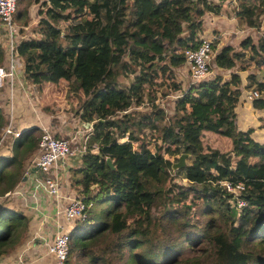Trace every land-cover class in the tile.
<instances>
[{
    "label": "trees",
    "instance_id": "trees-1",
    "mask_svg": "<svg viewBox=\"0 0 264 264\" xmlns=\"http://www.w3.org/2000/svg\"><path fill=\"white\" fill-rule=\"evenodd\" d=\"M20 1L26 5L15 21L27 25L32 1ZM237 1L232 15L243 20V29L262 34H248L238 49L219 48L214 39L219 74L188 87L176 79L185 51L201 44L202 17L220 14L223 0L42 3L40 36L18 41L25 79L38 88L64 80L82 91L80 119L92 124L81 163H68L75 166L87 218L70 231L66 264H264V142L256 139V128L241 130L237 122L242 95L264 109V0ZM6 65L0 41V66ZM163 77L177 98L170 113L155 102ZM248 92L260 96L250 99ZM146 100L150 112L133 110ZM6 124L0 105V136ZM41 129L21 130L12 148H3L0 196L14 191L31 169ZM182 155L186 165L174 170ZM222 180L245 184V206L238 207ZM25 221L15 209L0 208V258L26 235Z\"/></svg>",
    "mask_w": 264,
    "mask_h": 264
},
{
    "label": "rangeland",
    "instance_id": "rangeland-1",
    "mask_svg": "<svg viewBox=\"0 0 264 264\" xmlns=\"http://www.w3.org/2000/svg\"><path fill=\"white\" fill-rule=\"evenodd\" d=\"M32 4L29 8V24L25 25L23 20H16V27L18 30V35H17V40L20 41L22 38H38L39 32L37 31L39 29V21L43 17L40 15L39 11H45V7L42 5L43 2H46V0H41L40 2H35V0H31ZM221 0H218L217 2L213 3H219ZM223 11L220 12L223 13L225 12L224 15H232L233 8L238 4L237 0H228V3H226V0H223ZM225 3L227 4V8L224 9ZM26 5V2L20 1L19 0V8H23ZM208 13V12H206ZM205 13V14H206ZM204 14V15H205ZM204 20V16L202 17V21ZM262 22L264 24V17L262 18ZM204 25V21H203ZM61 26L64 28L65 23H62ZM263 31V29H262ZM202 33V31H201ZM200 33V36H201ZM256 35H259L258 33ZM231 37V35H229ZM4 34L0 33V40L2 42V45H6L5 41L3 40ZM206 38L201 37V40H204ZM230 43H236V40H230ZM20 73L18 76V80L16 82V90L14 92V102H15V111H14V116H15V122H14V127L16 128H23L22 130L36 126V124H40L42 126H45L46 128L41 127V131L43 134L46 130H51L49 129V124L53 123L56 125V127H61L64 129L65 133H70L73 134L74 138L71 136H67L69 141L72 144V147L74 149H77L78 152L82 149V144L83 142L86 141V146L88 147V138L90 135V129L91 125L90 123H85L80 119V113L83 110V103L85 102L86 98L84 97V94L82 95V91H74L73 88L70 87L69 83L67 81H61L57 84H47L45 83V87L38 88L37 86L34 85L33 82H27L25 79V75L22 76V69L24 68L23 64L24 62L20 58ZM23 62V63H22ZM215 68V67H214ZM212 70V73L209 75L208 78L213 77L217 74H219L218 69ZM232 71V70H231ZM179 76H176V79L179 78L183 82L184 87H188L192 83V77L190 74L189 70V65L186 62L184 67L179 70ZM220 74H224L227 76L228 72H220ZM164 80V84L162 86H158L157 89H159L158 93V99L155 101L156 104H158L160 107L168 110L170 113L174 101L177 99L174 97L176 95L175 92H172L171 89L167 88V84L169 83L167 77H163L160 79V82ZM166 92V95H164ZM11 93L8 90L0 89V105L3 106L6 117H7V122L9 123L10 117L13 115L11 113V103L12 100L10 99ZM12 97V96H11ZM148 106V108H146ZM134 111L138 112H150L151 111V105L149 104L148 100H146V103L143 104L142 106L135 107L133 108ZM54 119V121H53ZM168 117L160 120L159 122V127H163L166 122H167ZM39 126V125H37ZM4 131V130H3ZM2 131V132H3ZM52 131V130H51ZM81 132V133H80ZM112 132H115V129L112 130ZM147 135V137H146ZM150 135V130H147L144 133V137H141L143 141H147ZM262 134H260L259 139H263L261 137ZM66 136H63L61 134V137L66 138ZM13 137H16L13 134L8 135L6 137V142L0 146V153H3L5 148L6 150L12 148V142H13ZM264 141V140H262ZM6 143V144H5ZM5 144V146H3ZM155 144H152V149L154 148ZM87 152V151H86ZM86 152L78 154L73 156L72 158H66L65 161L68 163H73L77 164L75 165L76 167L79 166L78 164L81 163L82 157L86 154ZM173 156L172 154H170ZM169 156H166L168 158ZM173 158V157H170ZM181 158V156H180ZM187 158V157H186ZM72 159V160H71ZM174 159V158H173ZM180 162L177 161L176 163ZM68 163L65 166H61V164L54 168V169H59L63 167H66V177L63 176L62 181L64 184V189L66 190V193L69 194V189L74 190L78 193H80L81 187H79L75 181L74 177V165L69 166ZM32 165L36 167V159L34 158ZM186 165V164H185ZM53 169V170H54ZM177 170V169H175ZM69 171V172H68ZM28 174V173H27ZM26 174V176H27ZM52 175L56 176L55 174L52 173ZM173 182L179 183V184H184V185H189L192 184L188 180L183 179L182 177H175ZM171 184H166V188H170ZM80 188V189H79ZM71 192V191H70ZM14 193V191H12ZM58 196H63L62 191H61V186L59 185V192ZM68 197V196H67ZM14 199H17V196H13ZM11 199V201L13 200ZM5 201V202H4ZM3 204H6V200H3L2 203L0 204L2 208ZM94 204H97L94 203ZM106 204H100L97 205V209H100L102 207H105ZM15 208V207H14ZM194 212V211H192ZM25 218V217H24ZM33 218V216H32ZM25 226L26 228V234L30 236H33L34 231H35V226L31 225V219L30 217L27 216V219L25 218ZM62 220L67 221L62 218ZM77 221V220H76ZM11 221H8V223ZM60 224H62V221H57ZM67 222H74V220H69ZM7 221H5L4 224H8ZM75 223V222H74ZM63 225V224H62ZM67 227V226H65ZM67 230V229H66ZM203 247V245H202ZM188 256H192L194 251H191V248L189 247L187 249Z\"/></svg>",
    "mask_w": 264,
    "mask_h": 264
},
{
    "label": "crops",
    "instance_id": "crops-1",
    "mask_svg": "<svg viewBox=\"0 0 264 264\" xmlns=\"http://www.w3.org/2000/svg\"><path fill=\"white\" fill-rule=\"evenodd\" d=\"M217 1L214 0V2ZM225 2L228 3V0ZM226 3L224 9L228 7ZM224 14L225 12L221 14L206 13L204 15V29L201 37L219 39V48L225 45H232L238 49L248 34H252L254 37L262 34L261 31L252 28L243 29V20L234 15ZM257 33L259 35H256ZM230 40H236V43L232 44ZM245 96L246 94L242 95L239 100L237 122L241 130H247L250 127L256 128L254 135L256 139L262 141L264 140V109H255L252 100L247 99L248 97L246 98ZM37 125L46 128V125ZM49 125V129L56 135L63 134V136L67 135L74 138L73 134L65 133L63 128H58L53 123ZM22 129L17 128L18 131ZM260 134H262V140L259 139ZM30 167L31 169L28 171L26 180L23 178V181L16 187L14 193L10 192L4 197L0 196V204L3 200H6V204L3 205L15 209L26 219L27 216L30 217L31 225L35 226V231L33 236L28 237L29 235L26 234L11 253L3 255L0 258V264H55L54 258L48 254V246L53 242L56 233L59 231L57 221H62L64 228L67 229L66 231H71L77 225V221H74L75 223L67 222L62 220V215H58L60 213L59 211L63 210L73 197L80 195L72 189H69L68 194L64 189L62 178L63 176L66 177L65 173L67 168L63 167V169L59 168L58 170L54 169L52 171L58 177L63 194L61 197L51 194L43 185L40 186V184H37L39 180L44 182L45 177L51 174L48 175L40 170H35L32 164ZM13 196H17V199H14ZM12 198L13 200L11 201Z\"/></svg>",
    "mask_w": 264,
    "mask_h": 264
},
{
    "label": "built area",
    "instance_id": "built-area-1",
    "mask_svg": "<svg viewBox=\"0 0 264 264\" xmlns=\"http://www.w3.org/2000/svg\"><path fill=\"white\" fill-rule=\"evenodd\" d=\"M18 11L19 0H0V33L4 34L3 40L6 43L4 47L7 59V65L0 66V89L5 88V90L11 93V113L13 114L9 119V123L7 122L6 126L3 128L4 131L2 130L0 146L5 142L8 135H20V131L14 127L15 102L13 98L16 90V82L20 73L19 60L21 58L18 54V30L15 21V16ZM213 42V38H206L202 40L198 47L185 51L186 62L189 65L192 82L194 83H200L207 79L212 73L214 68L213 61L216 53ZM23 75H25L24 68L22 69V76ZM248 96L252 99L259 97L260 94L257 92H248ZM82 145V149L78 152L77 149L72 147L68 138L57 137L52 131L46 130L41 135L39 150L35 159L39 170L44 174L51 175L46 176L44 182L39 180L37 184H40V186L43 185L51 194L58 195L59 180L58 177L52 175V171L60 164L61 166H65L68 163L65 161L66 158H72L75 155L83 152L85 153L87 151L86 141L83 142ZM220 183L226 188L227 192L233 194V200H236L238 207L246 205L244 198H242V192L245 189V184L243 182L235 183L229 180H222ZM86 210V203L82 197L77 195L72 198L63 210L59 211L60 213L58 215H62V218L67 221L85 220L87 218ZM58 228L59 231L56 233L53 242L48 246V254L54 258L55 264H66L69 254L70 231H66L64 226L59 222Z\"/></svg>",
    "mask_w": 264,
    "mask_h": 264
},
{
    "label": "water",
    "instance_id": "water-1",
    "mask_svg": "<svg viewBox=\"0 0 264 264\" xmlns=\"http://www.w3.org/2000/svg\"><path fill=\"white\" fill-rule=\"evenodd\" d=\"M186 157H187V155H182L181 158H180V162L174 163V165H173L174 170L175 169H178V168H182V167L185 166V164H186ZM108 162H109V164L111 166H113V164L111 162V159H108ZM34 168H35V170H39V167L38 166H36ZM26 178H27V176L24 177V180H26Z\"/></svg>",
    "mask_w": 264,
    "mask_h": 264
}]
</instances>
